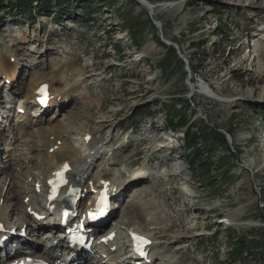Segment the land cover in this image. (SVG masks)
<instances>
[{
    "label": "rangeland",
    "instance_id": "1",
    "mask_svg": "<svg viewBox=\"0 0 264 264\" xmlns=\"http://www.w3.org/2000/svg\"><path fill=\"white\" fill-rule=\"evenodd\" d=\"M11 1L0 2V66L9 57L19 70L0 81L6 92L12 82L11 99L36 102L28 92L43 81L77 90L58 97L59 109L41 116L32 131L28 120L27 143L17 133L26 150L21 166L12 167V155L9 167L8 158L0 161V208L9 206V222L17 226L23 217L22 190L31 176L63 157L93 162L82 139L91 131L108 153L93 162L92 175L123 181L133 165L142 168L139 175L144 168L152 173L124 191L110 223L120 228V245L128 227L149 232L155 225L153 264H264L260 247L237 261L233 254L245 241L262 245L264 235V0H141L151 9L139 0H70L61 18L65 0L49 7L35 0V19ZM170 46L182 64L173 62ZM190 60L203 67L195 73ZM60 71L66 75L56 76ZM202 124L225 134L227 145L212 144ZM48 134L66 151L51 154ZM17 143L11 133L7 147ZM166 143L174 153L159 149ZM199 148L207 174L199 172Z\"/></svg>",
    "mask_w": 264,
    "mask_h": 264
},
{
    "label": "bare ground",
    "instance_id": "2",
    "mask_svg": "<svg viewBox=\"0 0 264 264\" xmlns=\"http://www.w3.org/2000/svg\"><path fill=\"white\" fill-rule=\"evenodd\" d=\"M124 38V37H123ZM261 59H262V61H264V54H262V56H261ZM248 60V58H244V60L243 61H247ZM1 69H0V73L1 74H3V75H5V77L6 78H16L17 77V75H18V72H19V70H18V67L15 65V64H11V60H10V58L9 57H5V58H3L2 60H1ZM67 72V71H66ZM66 72H64V71H60L59 72V74L58 75H56V76H60V77H63V76H65L66 75ZM55 75H54V77L52 78L53 80H55V79H57V77H56ZM53 82V81H52ZM49 91H50V96L51 97H53L54 98V104L55 105H57L59 102H58V97L61 99L64 95H68L69 93H71V92H74V91H76L77 90V87L75 86V85H72V84H70V83H66L64 86H63V88H61V89H55V87L53 86V84L52 83H50V81H49ZM40 85V84H39ZM39 85H34L33 87H31L30 88V90H29V95H31V100H36V98H39V93H38V88H39ZM61 91H63L62 93H60ZM58 93H60V94H58ZM58 95V96H57ZM33 98V99H32ZM22 99H23V97H22ZM22 101H26V102H28L29 101V98H27V99H23ZM53 101V100H52ZM13 102V101H12ZM12 102H11V104H12ZM29 103V102H28ZM10 107V106H9ZM24 118V117H23ZM15 126V125H14ZM13 126V127H14ZM26 126V125H25ZM1 127V126H0ZM22 127H24V126H22ZM1 129V128H0ZM29 129V127H26L25 128V131H24V134H26V132H27V135H29L30 134V132L29 131H27ZM16 130V129H15ZM45 131H47V130H45L44 128H42L41 129V133H40V135H43V137H45L46 136V132ZM32 136V135H31ZM166 140L168 139V137H166L165 138ZM44 140V139H43ZM48 144H50L49 143V141H46ZM162 143V142H161ZM10 144V143H9ZM161 145V146H160ZM159 146H160V148L159 149H166V148H169L170 150H171V152L172 153H174V150L176 149L173 145H171V144H169V143H166V144H160ZM47 146V145H46ZM94 143L92 142V141H90L89 143H88V148L91 150V152H93L94 150H95V148H94ZM58 150L59 151H66V148H65V146L64 145H60L59 147H58ZM64 154V153H63ZM66 154V153H65ZM62 155V154H61ZM61 157H63V156H61ZM61 157H59V158H61ZM58 158V159H59ZM63 158H65L64 159V161H60V164L59 165H57V168H61L62 166H64V165H72L73 166V171L71 172V176L72 177H76L77 179H78V182H79V184L80 185H82L84 182H86V180L89 178V171L88 170H91V165H87V161L85 162V160L83 159V157L82 156H77V157H75V158H66V157H63ZM81 165H84V166H86V169L85 168H82V167H80ZM77 168V169H76ZM80 169V170H79ZM146 172H143V174H145ZM79 175V176H78ZM47 176V175H46ZM80 176H81V178H80ZM80 179V180H79ZM94 179V178H93ZM104 179H106V180H109L108 179V176H106L105 175V178ZM2 195V194H1ZM7 207H9V206H5V207H3L2 206V208H0V223H2V224H4V223H9V216H10V214H8L7 213ZM33 207V206H32ZM34 208V207H33ZM129 211V210H128ZM245 215H240V216H238L239 218H241V217H244ZM247 216V215H246ZM26 223H27V221H26ZM9 228V227H8ZM9 229H11V228H9ZM9 235L10 234V232L7 230L6 232H4V233H2V234H0V238L2 237V236H4V235ZM57 239V238H56ZM60 242H62L61 240H60ZM55 243V242H54ZM119 257V256H118ZM119 259H120V257H119ZM118 259V260H119ZM131 264V263H130Z\"/></svg>",
    "mask_w": 264,
    "mask_h": 264
},
{
    "label": "trees",
    "instance_id": "3",
    "mask_svg": "<svg viewBox=\"0 0 264 264\" xmlns=\"http://www.w3.org/2000/svg\"><path fill=\"white\" fill-rule=\"evenodd\" d=\"M4 0H0V2H3ZM35 0H15V1H11V6H14L15 8H17L18 11H20V13H22L23 15H26L27 17L29 18H32V19H35L34 17V9H33V4H34ZM50 2L51 0H40V4L42 6H45V7H49L50 6ZM73 4V3H72ZM61 9L59 11H61L60 13H58V18H61V14L62 13H66L69 12L70 9H67L71 6V1L70 0H65L64 4H61ZM26 10H29L30 13H26ZM63 11V12H62ZM40 12H44V11H40ZM56 22H59L58 20ZM194 46H199L197 45L196 43L193 44ZM169 50L170 53H172L173 55V60L176 59V61H173V62H177V63H183L182 59L179 58L176 50L174 49V47H169ZM194 62L190 60V65L191 67L194 69L196 68H202L203 67V63H199L196 65V68L193 66ZM167 68V67H166ZM197 70V69H196ZM196 72V71H195ZM186 125H189L188 123H185ZM185 125V126H186ZM203 130H204V134L208 135V136H213L211 137V139H213V142L212 144H217L218 146L221 145V146H226L227 145V141H226V136L225 134H223L222 132L218 131L216 128H213L212 126H210L209 124H202V127H201ZM195 132V131H194ZM229 134H231L230 131H228ZM195 145H194V149H196L199 145L197 143V141H195ZM210 145V144H209ZM198 153V157H199V164L198 165H202V167L199 168V172H202V174H207L209 173V170H210V165H208L207 163H205L206 161L204 160V162L202 161L201 159V156L203 154L202 150H200V148L197 150ZM192 166L193 163L190 162ZM249 241H245L241 244L240 249L239 250H234L233 251V254H234V261H237L238 259H240V257H242L243 253H251L253 249L255 248H262V256L264 258V235L262 237V245L260 246H255L253 247V245L251 244H248Z\"/></svg>",
    "mask_w": 264,
    "mask_h": 264
},
{
    "label": "snow or ice",
    "instance_id": "4",
    "mask_svg": "<svg viewBox=\"0 0 264 264\" xmlns=\"http://www.w3.org/2000/svg\"><path fill=\"white\" fill-rule=\"evenodd\" d=\"M41 91H44V89H41ZM137 241H139L141 244H147L148 241L145 240L144 238L142 237H136ZM143 254V253H142Z\"/></svg>",
    "mask_w": 264,
    "mask_h": 264
},
{
    "label": "water",
    "instance_id": "5",
    "mask_svg": "<svg viewBox=\"0 0 264 264\" xmlns=\"http://www.w3.org/2000/svg\"><path fill=\"white\" fill-rule=\"evenodd\" d=\"M139 1H141V0H139ZM141 3H143V4H145V5H147L150 9L152 8L151 6H149V4H147L145 1L144 2H142L141 1Z\"/></svg>",
    "mask_w": 264,
    "mask_h": 264
}]
</instances>
